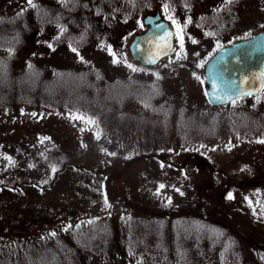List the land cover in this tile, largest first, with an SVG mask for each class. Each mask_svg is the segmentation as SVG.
Returning <instances> with one entry per match:
<instances>
[{"label":"rangeland","instance_id":"rangeland-1","mask_svg":"<svg viewBox=\"0 0 264 264\" xmlns=\"http://www.w3.org/2000/svg\"><path fill=\"white\" fill-rule=\"evenodd\" d=\"M239 1L233 0V4ZM23 2L0 0V15L8 13L6 29L10 32L18 29L17 22L23 26L26 36L22 50L30 60L45 67H89L90 77L86 78L92 97L114 102L107 103L115 108H110V114L136 115L143 121L157 119L159 125L141 129L139 136L131 131L118 136L97 132L91 121L70 110L35 105L2 109L0 178L27 165L34 158L31 153L42 157L52 145L73 151L77 163L110 159L120 165L125 159L136 158L127 176L139 187L138 202L158 211L189 207L208 210V201L217 198L228 211L222 217H229L227 223L243 235L237 239V247H227L226 260L207 252L202 255L209 260L206 262L193 256L197 257L196 264H264V218L254 213L264 210V184L255 181L264 178V133L260 134L264 131V96L210 106L204 98L202 79L204 63L217 47L264 28V11L240 6L241 10L226 9L213 18L211 14L197 16L206 9L204 0H86L83 6L88 9L107 3L109 13L91 18L85 11L83 18L77 11L74 19L85 23V34L93 39L106 36V42L93 40L78 52V48H68L62 41L56 46L55 36L50 34H31L23 11L22 20L14 21L13 14L21 12ZM116 2L120 3L118 7ZM155 11L175 30L176 49L166 61L143 68L132 61L127 46L134 34L144 30L143 15ZM110 34L114 40L109 39ZM83 55L87 62H80ZM63 73L70 76L73 72ZM74 81L81 83L79 79ZM70 89L58 91L59 96L68 95ZM155 129L159 132L156 136L151 133ZM87 154L93 161L85 159ZM161 156L165 159L162 164L158 159ZM3 194L0 192V204L10 201ZM221 196L234 201L231 208L222 204ZM215 216L226 223L220 214ZM4 224L7 227L0 220L2 230H10L13 225L12 221Z\"/></svg>","mask_w":264,"mask_h":264},{"label":"trees","instance_id":"trees-1","mask_svg":"<svg viewBox=\"0 0 264 264\" xmlns=\"http://www.w3.org/2000/svg\"><path fill=\"white\" fill-rule=\"evenodd\" d=\"M205 2L206 11L197 16L211 14L214 18L226 9L241 10L240 6L264 11V0ZM19 11L13 14L14 21L21 18L22 10ZM7 20L8 13L0 15V110L19 105L70 110L91 121L97 132L118 136L129 131L139 136L141 129L159 125L157 119L143 121L136 115L110 114L108 104L114 102L92 97L87 82L89 67H45L30 60L22 50L26 36L23 26L17 22L18 29L10 32ZM77 31V36L55 37L53 43L62 41L83 52L93 40L106 42V36L93 39L85 34L83 22L77 23ZM110 35L109 39L114 40ZM80 62H87V58L83 55ZM63 70L73 73L69 76ZM78 79L81 83H75ZM68 87V95L60 97L58 91ZM137 128L140 129L136 131ZM151 133L156 136L159 132L155 129ZM31 154L34 158L27 165L17 172L7 171L0 178V192L10 198L0 204L1 224L7 227L5 222L13 223L10 230L0 228V238H7L0 239V264H196L197 257L193 256L206 262L209 260L203 256L207 252L226 260L227 247H237V239L243 238L237 228L227 223L229 217H224V223L215 216L228 213L217 198L208 201V210L189 207L158 211L138 202L139 187L127 176L136 158L125 159L120 165L110 159L77 163L73 151L55 149L53 145L42 157L36 152ZM88 158L89 155L85 159ZM158 159L161 164L165 162L162 156ZM255 181L264 184V178ZM221 202L228 209L234 204L224 197ZM257 212L254 213L264 218V210Z\"/></svg>","mask_w":264,"mask_h":264},{"label":"water","instance_id":"water-1","mask_svg":"<svg viewBox=\"0 0 264 264\" xmlns=\"http://www.w3.org/2000/svg\"><path fill=\"white\" fill-rule=\"evenodd\" d=\"M141 19L149 27L133 36L128 50L132 59L153 65L174 52V31L158 11L145 14ZM205 79L204 94L213 105L258 93L264 84V29L249 38L220 47L206 62Z\"/></svg>","mask_w":264,"mask_h":264},{"label":"flooded vegetation","instance_id":"flooded-vegetation-1","mask_svg":"<svg viewBox=\"0 0 264 264\" xmlns=\"http://www.w3.org/2000/svg\"><path fill=\"white\" fill-rule=\"evenodd\" d=\"M27 1V2H26ZM86 0H31V3L28 0H24L22 4V11L25 14V19L23 21L26 24V27H32L33 33L31 34H50L51 36H77V22L74 18H77V11L80 12V16L85 17L83 13L86 11L91 18L93 16H103L109 13V7L107 3L99 5L98 8L94 7L93 9H88L83 6ZM108 2V1H107ZM120 5L119 2H116V6ZM84 8V10H83ZM82 13V14H81ZM120 16V14H119ZM146 28V26L144 27ZM29 30V29H28ZM51 41H49V45ZM58 45V44H56ZM45 46V45H44ZM67 46V45H66ZM27 50V49H25ZM206 63H204L205 65ZM202 79H203V91L205 88V66L202 69ZM264 87L256 95L239 97L235 101H243L247 99H262L264 96Z\"/></svg>","mask_w":264,"mask_h":264},{"label":"snow or ice","instance_id":"snow-or-ice-1","mask_svg":"<svg viewBox=\"0 0 264 264\" xmlns=\"http://www.w3.org/2000/svg\"><path fill=\"white\" fill-rule=\"evenodd\" d=\"M28 2L29 3H31V0H28ZM165 7H167V6H165ZM156 27H159V25H156ZM73 51H75V49H73ZM151 62H155L154 60L153 61H151ZM129 67H132L131 65H129ZM134 71L136 70V69H133ZM33 115H35V114H33ZM55 170V169H54ZM52 235H55V233H52Z\"/></svg>","mask_w":264,"mask_h":264}]
</instances>
